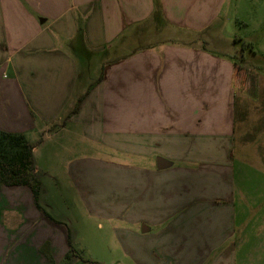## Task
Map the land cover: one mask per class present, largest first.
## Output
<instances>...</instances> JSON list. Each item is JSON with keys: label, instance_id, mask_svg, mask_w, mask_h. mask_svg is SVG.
I'll return each mask as SVG.
<instances>
[{"label": "crops", "instance_id": "0c3cea01", "mask_svg": "<svg viewBox=\"0 0 264 264\" xmlns=\"http://www.w3.org/2000/svg\"><path fill=\"white\" fill-rule=\"evenodd\" d=\"M212 2L0 0V131L36 142L37 123L63 120L61 141L145 162L96 161L129 264H264L262 205L244 198L254 179L264 193V110L244 127L253 96L237 92L231 57L163 37L205 29ZM58 223L26 187L1 186L0 264L65 263Z\"/></svg>", "mask_w": 264, "mask_h": 264}, {"label": "rangeland", "instance_id": "374dc122", "mask_svg": "<svg viewBox=\"0 0 264 264\" xmlns=\"http://www.w3.org/2000/svg\"><path fill=\"white\" fill-rule=\"evenodd\" d=\"M212 6L213 11L218 10L215 15L213 13V18L205 29L200 32L189 31L188 34L181 32L179 36L173 37L164 33L163 37L165 40L174 39L180 44L202 43L203 48L215 56H230L233 63H236L237 92L243 93L248 99L253 96L250 102L243 100L244 106L249 108L244 127H247V123H252L253 126L259 111L264 110V0H213ZM148 42L150 37L134 44L141 46ZM62 122L64 121H60L59 127L37 123L36 142H33L34 139L26 141H32L38 146L33 154L35 176L40 184L38 207L54 221H58V224H62L61 227L69 235V255L63 264H129L123 258L121 243L114 230L124 226H119V222L108 216H111L113 196L108 165L118 163L140 167L145 162L124 157L109 148L91 143L84 142L83 145L74 147L73 136L61 141L64 134L57 131ZM47 136L50 141L45 140ZM61 148H68L70 153ZM260 148L261 151L264 149ZM54 155L55 158H50ZM96 161H103L108 165L104 164L102 167ZM253 164L250 161L249 166ZM79 168L81 170L78 172ZM233 169H236V165ZM254 180L258 184L253 182L246 185L249 192L253 193L244 198L251 204L260 203L261 212H264V193L256 194L253 191L261 187V181ZM125 215L139 217V211H125ZM81 259L88 262L83 263Z\"/></svg>", "mask_w": 264, "mask_h": 264}, {"label": "trees", "instance_id": "16d2710c", "mask_svg": "<svg viewBox=\"0 0 264 264\" xmlns=\"http://www.w3.org/2000/svg\"><path fill=\"white\" fill-rule=\"evenodd\" d=\"M76 110L75 106L73 113ZM36 145L26 141L23 135L0 131V187H26L34 205L39 208L37 201L40 184L33 167V150ZM81 261L88 262L83 259Z\"/></svg>", "mask_w": 264, "mask_h": 264}]
</instances>
